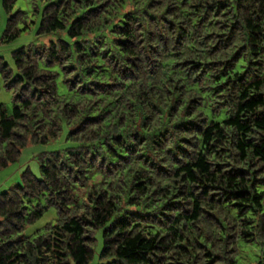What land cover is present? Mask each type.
Wrapping results in <instances>:
<instances>
[{
    "label": "trees",
    "instance_id": "16d2710c",
    "mask_svg": "<svg viewBox=\"0 0 264 264\" xmlns=\"http://www.w3.org/2000/svg\"><path fill=\"white\" fill-rule=\"evenodd\" d=\"M17 1L0 170L68 145L0 192V264H89L98 230L97 264H264V0Z\"/></svg>",
    "mask_w": 264,
    "mask_h": 264
},
{
    "label": "rangeland",
    "instance_id": "374dc122",
    "mask_svg": "<svg viewBox=\"0 0 264 264\" xmlns=\"http://www.w3.org/2000/svg\"><path fill=\"white\" fill-rule=\"evenodd\" d=\"M29 0H18L15 8H22L25 11H29ZM6 15L0 11V38L1 34L5 28ZM36 25H32L30 29L23 32L16 40L10 43L1 42L0 39V56H3L7 61L10 60V53L12 50L17 49L25 44L30 42L37 41L36 36ZM0 104L6 105L8 108H11L13 105L12 93L7 91L3 87V82L0 77ZM65 131V130H64ZM65 132L60 136L56 141H52L46 145H30L27 147L20 156L19 160L15 163L9 165L8 167L0 170V192L9 189L16 184L21 182L22 173L29 168L35 175L39 176L38 160L37 156L41 152L57 150L59 148L65 147L68 144L64 140ZM54 211L51 210L44 214V216L33 226L26 230L27 234H31L37 228L42 227L48 221L54 220ZM102 230H98L96 233L97 243L95 246V254L92 261L89 264H97L98 262V253L102 245ZM239 255L237 264H253L261 254V246L255 242L245 243L241 240L239 242Z\"/></svg>",
    "mask_w": 264,
    "mask_h": 264
}]
</instances>
